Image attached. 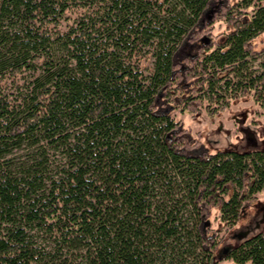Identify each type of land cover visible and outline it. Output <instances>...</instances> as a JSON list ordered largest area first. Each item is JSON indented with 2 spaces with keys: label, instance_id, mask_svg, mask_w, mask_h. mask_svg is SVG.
<instances>
[{
  "label": "trees",
  "instance_id": "16d2710c",
  "mask_svg": "<svg viewBox=\"0 0 264 264\" xmlns=\"http://www.w3.org/2000/svg\"><path fill=\"white\" fill-rule=\"evenodd\" d=\"M263 34L264 0H0V264H216L209 216L242 224L264 149L173 113L264 109ZM224 255L264 264V228Z\"/></svg>",
  "mask_w": 264,
  "mask_h": 264
},
{
  "label": "rangeland",
  "instance_id": "374dc122",
  "mask_svg": "<svg viewBox=\"0 0 264 264\" xmlns=\"http://www.w3.org/2000/svg\"><path fill=\"white\" fill-rule=\"evenodd\" d=\"M67 15L63 14L61 19V29L64 30L69 22L65 21ZM68 17V16H67ZM73 19L74 16H69ZM71 24V22H70ZM224 27L220 23H215L213 33H221ZM256 43L259 47L264 45V34L261 35ZM257 67L256 63H253ZM28 72L21 76L25 77ZM23 79V78H22ZM19 80L22 86L24 80ZM19 88L12 87L11 82L5 81L2 84L1 95H6L9 100L18 96ZM176 120H181L184 127L187 128L193 137L199 138L201 143L209 151L223 149H264V109L254 103L251 97L240 98L232 102L227 109L215 115H208L203 110L196 115L188 113H173ZM24 148V146H23ZM24 150H11L7 158H16L24 155ZM219 210H213L209 216L210 226L217 231L219 238L223 237V243L220 249L231 248L238 241L250 236L254 232L264 228V192L256 195V200L247 209L245 219L240 221L233 231H228L226 224L220 221ZM37 241H42L37 239ZM220 253V251H219ZM221 254V253H220ZM222 255V259L216 264H236L227 255Z\"/></svg>",
  "mask_w": 264,
  "mask_h": 264
},
{
  "label": "flooded vegetation",
  "instance_id": "af4514ba",
  "mask_svg": "<svg viewBox=\"0 0 264 264\" xmlns=\"http://www.w3.org/2000/svg\"><path fill=\"white\" fill-rule=\"evenodd\" d=\"M228 250H229V248L221 249V250H220V253L224 255L225 253H227ZM221 254H220V255H221Z\"/></svg>",
  "mask_w": 264,
  "mask_h": 264
},
{
  "label": "water",
  "instance_id": "95a60500",
  "mask_svg": "<svg viewBox=\"0 0 264 264\" xmlns=\"http://www.w3.org/2000/svg\"><path fill=\"white\" fill-rule=\"evenodd\" d=\"M209 224V222H206V225H208ZM222 259V255H220L219 257H218V260H221Z\"/></svg>",
  "mask_w": 264,
  "mask_h": 264
}]
</instances>
